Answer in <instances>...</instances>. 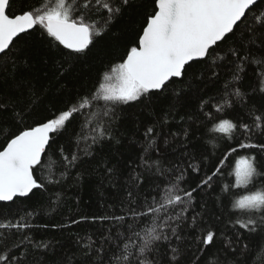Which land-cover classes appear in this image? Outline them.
I'll use <instances>...</instances> for the list:
<instances>
[{"label": "snow or ice", "instance_id": "6c2138e0", "mask_svg": "<svg viewBox=\"0 0 264 264\" xmlns=\"http://www.w3.org/2000/svg\"><path fill=\"white\" fill-rule=\"evenodd\" d=\"M0 264H264V0H0Z\"/></svg>", "mask_w": 264, "mask_h": 264}, {"label": "trees", "instance_id": "16d2710c", "mask_svg": "<svg viewBox=\"0 0 264 264\" xmlns=\"http://www.w3.org/2000/svg\"><path fill=\"white\" fill-rule=\"evenodd\" d=\"M110 55L106 57L107 59H112L116 60L118 57L122 54L123 52V47L122 46H116L113 47L109 50ZM216 143L215 140H210L208 141V147L209 150H212V144ZM103 191L105 193V197H112L116 190L115 189H110V188H103L99 189L98 191V178L94 177H89L85 180L83 186L79 189L77 192L76 189H70L68 193V199L67 203L64 206L65 208L74 205L75 200L78 198L81 201V209L85 212H97V211H103V209H100L98 206L97 201L100 198L99 192ZM75 193V195H73ZM45 212L47 213V205H45ZM52 217H55L56 220H59L61 217L57 215L56 212L51 213ZM45 219H49V217L46 215ZM83 231V228L80 229ZM49 239L54 238L57 241H63L64 237H61L57 235L56 233H51L48 236Z\"/></svg>", "mask_w": 264, "mask_h": 264}]
</instances>
